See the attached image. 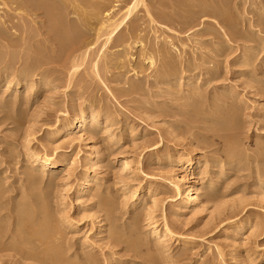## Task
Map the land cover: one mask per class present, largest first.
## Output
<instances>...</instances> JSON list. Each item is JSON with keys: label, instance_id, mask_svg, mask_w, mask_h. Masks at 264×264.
I'll return each instance as SVG.
<instances>
[{"label": "rangeland", "instance_id": "rangeland-1", "mask_svg": "<svg viewBox=\"0 0 264 264\" xmlns=\"http://www.w3.org/2000/svg\"><path fill=\"white\" fill-rule=\"evenodd\" d=\"M66 1L69 5L82 0ZM87 1L88 5L82 8L91 19L84 26L79 21L72 22V15L70 18H49L44 11L35 10L18 16L12 12L14 5H8L10 10L3 7L5 13L10 12L5 14L3 21L0 20V190L4 189L0 191V197L5 194L0 198V206L3 203L0 226L4 229L0 228V235H6L4 238L3 234L0 244L4 241L3 244H7L3 245L5 249L2 246L3 251L0 250V264H70L71 261L73 264H264V162L261 161L264 160V26L255 23L257 26L254 27L250 21H257L261 16L264 19V7H260L264 6V0H223L228 4L222 1L224 8L229 9L225 8L228 14L223 17L226 19L221 18L228 20L229 16L228 21L236 20L238 35L226 29L222 19L209 16L210 12H206L209 10L203 9V4L214 3V6L216 0H177L178 3L176 0H143V4L137 6L116 30L115 43L101 52V39L100 46L95 44V48L93 45L82 61L76 58L81 52H77L76 47L85 39L93 40L91 34L99 29L101 21L106 25L108 19L121 20L124 11L135 0ZM93 2L100 4L101 12L96 10L99 16L93 10ZM28 5L26 7H33V4ZM198 6L202 12L199 9L198 12ZM56 7L62 11L59 4ZM188 19L193 23H188ZM57 27L61 35L70 38L69 44L55 40ZM162 45L171 53L169 58L177 77L174 74L164 78L161 58L155 53ZM169 46L174 50L171 51ZM149 47L156 48L151 51ZM150 53L155 66L146 60ZM246 56L250 62L245 61ZM96 62L99 74L94 68ZM28 66L37 72L27 73ZM210 70L211 74H207ZM24 71L29 82H21L20 75ZM46 81L48 85L44 84ZM194 92L197 93L195 97ZM79 109L81 112L101 111L97 113V132L93 130V133L92 128L87 127L78 132L81 136L78 135V143L71 137L64 138L62 143L53 142L54 124L58 120L63 125L71 123ZM65 114L72 118H63ZM14 116L21 118L20 125L9 118ZM225 120L230 123H224ZM55 145L61 147L57 157L72 159L73 164L43 175L37 165L31 164L28 151L52 156ZM227 148L231 149L232 157L224 154ZM89 157L95 158L93 164H89ZM86 171L95 179L88 183L86 194L75 205V189ZM177 178L184 180L185 189L192 185L200 194L205 192L202 189L208 185L206 183H212L209 192L215 195L214 198L211 196L210 202L203 203L205 195H202L193 208L184 212L179 207V200L173 198ZM260 179L262 182L257 181ZM99 194L110 196L107 197L109 200L115 197L117 211L113 208L115 211H108L110 215L103 211L101 202L105 199L101 200ZM32 197L42 202L37 204ZM28 198L32 199L26 204ZM20 203L27 205L28 211L35 210L38 221L45 215L42 218L45 223L60 230L59 233L52 226L49 229L44 220L39 221L48 226L46 242L52 243L55 238L57 243L60 242L61 246L55 241L52 245L63 249L62 252L57 250L59 257L63 255L64 263L55 259L50 245L41 244L45 240L33 238L38 236L35 228L36 225L39 227V222L33 214L31 216V211L26 212V208L24 214L29 216L25 219ZM39 206L46 209L47 215ZM38 208L42 217L38 216ZM113 212H116L115 216ZM153 222L158 230L163 231L164 225L169 227L171 234L167 240L163 235L151 234ZM240 222L248 226L242 235H237L235 229ZM111 223L122 227H119L121 232H127H120L125 238H114L115 226ZM51 229L61 234L54 232L61 239L52 236ZM34 239H38L37 244ZM134 239L137 243L142 242L139 243L141 250L136 251L139 255L128 249L127 242ZM116 240L126 242L119 244ZM23 242L29 246L21 251L17 247H23ZM33 247L37 251L34 252Z\"/></svg>", "mask_w": 264, "mask_h": 264}, {"label": "bare ground", "instance_id": "bare-ground-1", "mask_svg": "<svg viewBox=\"0 0 264 264\" xmlns=\"http://www.w3.org/2000/svg\"><path fill=\"white\" fill-rule=\"evenodd\" d=\"M74 1V0H73ZM90 1V0H89ZM103 1V0H102ZM105 1H107V0H105ZM179 1V0H178ZM181 1V0H180ZM196 1V0H195ZM198 1V0H197ZM207 2H209V0H206ZM212 1V0H211ZM218 1H221V5H219V3L217 4L216 2H217V0H216V2H215V0H214V2H215V7L214 6H212L211 4L209 5V4H207V3H205V4H203L202 5V7H203V9H207V10H209V11H206L207 13H209V16L212 14L213 16H215V17H217V18H220V19H222L223 20V23H222V21H221V23L222 24H225L226 25V29H228L233 35H238L239 34V28H237L238 26L235 24V22H236V20H234V16L232 17L233 18V20L235 21V22H233L232 20L231 21H228L229 20V16H228V20H225L226 18V16L225 17H223L224 15H225V13H227L226 11V9L225 8H228L229 9V7H225L224 8V4L225 3H222V1L223 0H218ZM226 1H228V0H226ZM226 1H223V2H226ZM65 2H67L66 0H0V20H2L3 21V18H4V16H5V14H9V12L7 11L6 13L4 12V9H3V7H6L7 9H8V5L10 4V5H14L15 7L12 9V12H13V14H16V15H21V14H25V12H31V11H35V10H42V11H44L45 13V15H46V17H49V18H59V16H64L65 18H67L68 16H69V18H70V16L71 17H74V18H72L73 20H72V22L74 21V23L77 21H79L80 23H81V26L83 25H87V22H89L88 20L89 19H91V18H88L89 17V13H85L84 12V8H82L83 6H85V5H88V1L87 0H82V1H74V2H72V3H70L69 5L67 4H65ZM104 2V1H103ZM143 0H135L134 1V3H132V5L131 6H129L124 12H125V15H124V17L121 19V20H119V21H117V20H114V19H108L105 23H107L106 25H104V23H99V24H101V26L99 27V29L97 30V31H95L94 30V32L91 34L92 35V37H93V40L91 41V40H88V39H85L83 42H81L80 43V45L79 46H77L76 48L77 49H75V50H77V52H79V51H81L80 52V55H76L75 53V55H76V58H80L82 61H84V59H86L87 58V56H88V54H90L89 53V50L92 48V46L94 45V47H95V44H98L99 43V41L101 42V39H103V43H101L102 45H101V48H102V50H101V52L103 51V49L105 48V47H107V46H109V45H113L115 42L113 41V38L115 37V32H116V30L118 29V28H120L123 24H124V22L126 21V19L128 18V17H130L132 14H133V11L136 9V7L137 6H139L140 4H143ZM176 2H177V0H176ZM175 2V3H176ZM183 2V1H182ZM187 2H189V1H187ZM213 2V1H212ZM79 5H78V4ZM178 3V2H177ZM176 3V4H177ZM183 3H185V1L183 2ZM192 3V2H191ZM195 3H197V2H195ZM227 3V2H226ZM229 3V2H228ZM227 3V4H228ZM262 3V2H261ZM27 4H33V7H26V5ZM58 4H59V6L62 8V11H59V10H57V8L58 7H56V6H58ZM104 4V3H103ZM106 4V3H105ZM28 5V6H29ZM100 4L99 3H94L93 2V4H92V6H93V10H97V11H99V12H101L100 11V6H99ZM146 5V4H145ZM178 5H180V4H178ZM185 5V4H184ZM184 5H182V6H184ZM188 5V4H187ZM191 5H193V4H191ZM147 6V5H146ZM188 6H190V5H188ZM187 6V7H188ZM227 6V5H226ZM229 6V5H228ZM257 6H258V4H257ZM260 6V5H259ZM87 7V6H86ZM86 7H85V9H86ZM103 7H105V6H103ZM108 7V6H107ZM180 7H181V5H180ZM260 7H264V6H260ZM259 7V8H260ZM88 8H90V7H88ZM194 8V7H193ZM258 8V7H257ZM6 9V10H7ZM11 9V8H10ZM10 9H8V10H10ZM59 9V8H58ZM91 9H92V7H91ZM103 9V8H102ZM199 9V6L197 7V10ZM201 9V8H200ZM199 9V10H200ZM88 10V9H87ZM182 10V9H181ZM199 10H198V12H199ZM226 10V11H225ZM258 10V9H257ZM97 11L95 12L96 14H97ZM196 11V10H195ZM201 12H202V10H200ZM229 11V10H228ZM254 11H256V10H254ZM263 10H261V12H262ZM88 12V11H87ZM93 13H94V11H92ZM201 12H200V15H201ZM102 13H103V11H102ZM147 13H148V11H147ZM150 13H151V11H150ZM207 13H204V15L205 14H207ZM229 13H230V15H231V12L229 11ZM264 12H262V14H263ZM99 14V13H98ZM96 15V16H99V15ZM124 14V13H123ZM193 14V13H192ZM228 14V13H227ZM226 14V15H227ZM93 15V14H92ZM148 15H149V13H148ZM177 15V14H176ZM199 15V13L197 14V16H200ZM13 16V15H12ZM93 16H95V14L93 15ZM92 16V17H93ZM157 16V15H156ZM197 16H196V18H197ZM203 16V15H202ZM212 16V17H213ZM261 16V15H260ZM159 17V19H160V15L158 16ZM192 17V16H191ZM201 17V16H200ZM214 17V18H215ZM221 17H223V18H225V19H223V18H221ZM57 18V19H58ZM63 18V17H62ZM64 18V19H65ZM94 18H97V17H94ZM99 18V17H98ZM149 18H151L150 16H149ZM165 18V17H164ZM171 17H169V19H170ZM196 18H195V20H196ZM216 18V19H217ZM101 19V18H100ZM172 19V18H171ZM171 19H170V21H171ZM177 19V18H176ZM181 19V18H180ZM192 19V18H191ZM52 20V19H51ZM151 20H153L152 18H151ZM166 20V19H165ZM182 20V19H181ZM186 20V19H185ZM189 20V21H188ZM187 21H188V23L189 22H191L192 21V23H193V20H190V19H188ZM250 20V19H249ZM169 21V22H170ZM250 21H252V26H257V25H254L255 23H260L261 25H263L264 26V19L262 18V16L261 17H259L258 19H257V21L256 20H250ZM249 21V22H250ZM58 22V21H57ZM65 22V21H64ZM71 22V21H70ZM78 22V23H79ZM91 22H92V20H91ZM90 22V23H91ZM96 22V21H95ZM154 22V21H153ZM152 22V23H153ZM168 22V21H167ZM182 22H183V20H182ZM225 22V23H224ZM13 23V22H12ZM151 23V22H150ZM166 23V22H165ZM172 23H174L173 21H172ZM184 23V22H183ZM186 23V22H185ZM184 23V24H185ZM239 23V22H238ZM251 23V22H250ZM3 24V23H2ZM61 24V23H60ZM70 24V23H69ZM177 24V23H176ZM180 24H182L181 23V21H180ZM75 25V24H74ZM80 25V24H79ZM98 25V24H97ZM183 25V24H182ZM251 25V24H250ZM65 26V25H64ZM70 26V25H69ZM75 26H78V24H76ZM12 27V26H11ZM55 27V26H54ZM73 26H71L70 27V29L72 28ZM86 27H88V26H86ZM52 28V27H51ZM77 28V27H76ZM79 28V27H78ZM85 28V27H84ZM53 29V28H52ZM59 29V27H57V29H56V33L57 34H55V37H56V39L55 40H57V42L59 41V43L61 44L62 42H67V41H71L70 40V38L69 39H67V36H63V35H61L58 31ZM69 29V30H70ZM73 29H75V28H73ZM80 29L82 30V28L80 27ZM63 30V29H62ZM65 30V29H64ZM80 30V31H81ZM2 31V30H1ZM76 31V30H75ZM78 31H79V29H78ZM51 32V31H50ZM63 32V31H62ZM68 32V31H67ZM54 33V32H53ZM52 33V34H53ZM82 33H84L83 31H82ZM51 34V33H50ZM74 34V33H73ZM72 34V35H73ZM80 33H78V35H79ZM85 35H87V34H85ZM54 36V35H53ZM230 36V35H229ZM73 37V36H72ZM74 37H77L76 36V34H75V36ZM249 38V37H248ZM72 39V38H71ZM247 39V38H246ZM250 39V38H249ZM258 39V38H257ZM262 39V38H261ZM251 40V39H250ZM164 41V40H163ZM228 41V40H227ZM168 42V41H167ZM250 42V41H249ZM68 43V42H67ZM66 43V44H67ZM165 43V42H164ZM69 44V43H68ZM163 44V43H162ZM64 45V44H63ZM99 45V44H98ZM124 44H122V46H123ZM168 45V44H167ZM167 45H165V46H167ZM67 46V45H66ZM100 46V45H99ZM129 46V45H128ZM159 46H161V45H159ZM163 46V45H162ZM256 46V45H255ZM112 47V46H111ZM118 47V46H117ZM170 47V50H171V46H169ZM168 47V48H169ZM96 48V47H95ZM99 48V47H98ZM146 48V47H145ZM148 48V47H147ZM150 48V47H149ZM154 48H156V47H154ZM153 48V49H154ZM173 48H175L174 47V45H173ZM243 48V47H242ZM251 48H252V46H251ZM128 49V48H127ZM153 49H151L150 48V50L151 51H153ZM244 50L245 49H247V48H243ZM249 49V48H248ZM82 50H83V52H82ZM93 50V49H92ZM147 50H149V49H147ZM155 50V49H154ZM172 50H174V49H172ZM171 50V51H172ZM250 50V49H249ZM251 50H253V49H251ZM250 50V51H251ZM129 51V50H128ZM127 51V52H128ZM141 51H143V50H141ZM245 51H247V50H245ZM262 51H263V49H262ZM123 52V51H122ZM176 52V51H175ZM249 52V51H248ZM253 51H251V53H252ZM92 53V52H91ZM96 53V52H95ZM111 53V52H110ZM142 53V52H141ZM146 53V52H145ZM152 53V52H151ZM149 54V56H146V60L149 62V64H151V65H154V58H153V56H152V54ZM155 53L156 54H159V58H161L160 59V64H161V68H163V69H161V70H163L162 72L165 74V75H168V77H166L165 75H164V78H169V77H173L174 76V74H176V70L173 68V62H172V59H170L169 57H170V55H171V53H169L165 48H164V46L162 47V48H160L157 52L155 51ZM245 53V52H244ZM247 53V52H246ZM108 54V53H107ZM118 54H120V53H118ZM122 54V53H121ZM144 54V53H143ZM242 54V53H241ZM103 55H104V53H103ZM111 55V54H110ZM125 55V54H124ZM123 55V56H124ZM145 55H147V54H145ZM154 55V54H153ZM169 55V56H168ZM173 55H175V53L173 54ZM244 55H246V54H244ZM252 55V54H251ZM250 54H249V56H251ZM254 55V54H253ZM259 54H257V56H258ZM91 56V55H90ZM112 56V55H111ZM118 56V55H117ZM141 56H143V55H141ZM176 56V55H175ZM98 57V56H97ZM121 57V56H120ZM131 57H132V55H131ZM172 57V56H171ZM247 57V56H246ZM89 58V57H88ZM95 58H96V56H95ZM99 58H100V56H99ZM126 58H128V57H126ZM159 58H158V61H159ZM249 57H247L246 58V62L249 60L248 59ZM254 58V57H253ZM255 58H256V56H255ZM103 59H104V57H103ZM119 59H121V58H118V60ZM145 59V58H144ZM251 59V58H250ZM100 60H101V58H100ZM122 60V59H121ZM141 60V59H140ZM155 60H157V59H155ZM175 60V59H174ZM253 60V59H252ZM255 60V59H254ZM253 60V61H254ZM129 61V60H128ZM157 61V62H158ZM185 61H187L188 62V60H185ZM130 62V61H129ZM176 62V61H175ZM248 62H250V61H248ZM75 63V62H74ZM156 63V62H155ZM178 63V62H177ZM251 63H252V61H251ZM35 64V63H34ZM104 64L106 65V63L104 62ZM159 64V65H160ZM182 64V63H181ZM187 64H189V63H187ZM196 64V63H195ZM244 64V63H243ZM250 64V63H249ZM254 64V63H253ZM36 65V64H35ZM245 65V64H244ZM258 65V64H257ZM32 66V65H31ZM30 66V67H31ZM38 66V65H37ZM155 66V65H154ZM178 66V65H177ZM193 66V65H192ZM198 66V65H197ZM248 67H249V65H247ZM251 66V65H250ZM29 67V66H28ZM30 67L29 68H26V69H28V70H26L27 71V73L29 72L30 74H33L32 72L33 71H35L36 69H30ZM77 66L75 65V68H76ZM80 66H78V68H79ZM159 67V66H158ZM175 67V66H174ZM260 67V66H259ZM258 67V68H259ZM94 68H95V70H97L96 68H97V62L94 64ZM93 68V69H94ZM157 68V67H156ZM173 68V69H172ZM179 68V67H178ZM189 68V67H188ZM197 68V67H196ZM195 68V69H196ZM37 69H38V67H37ZM160 69V68H159ZM205 69H207V68H205ZM74 69H72V71H73ZM178 70V69H177ZM179 70H180V68H179ZM182 70V69H181ZM184 70V69H183ZM208 70V69H207ZM249 70V69H248ZM255 70V69H254ZM1 71V70H0ZM21 72H22V70H20ZM76 71V70H75ZM203 71H206V70H203ZM249 71H251V69L249 70ZM36 72H37V70H36ZM35 72V73H36ZM96 72V71H95ZM99 71L97 70V73H98ZM157 72V71H156ZM182 72V71H181ZM189 72V71H188ZM192 72V71H191ZM199 72V71H198ZM244 72V71H243ZM252 72V71H251ZM261 72V71H260ZM74 73V72H73ZM201 73V72H200ZM203 73V72H202ZM213 73V72H212ZM253 73H255L254 71H253ZM1 74V73H0ZM22 75H20L21 77H22V81L21 82H27L28 80V77H27V75H25V71L23 72V73H21ZM44 74V73H43ZM42 74V75H43ZM99 74V73H98ZM97 74V75H98ZM179 74V76H180V72L178 73ZM207 74H211V70H210V73H208L207 72ZM260 74V73H259ZM14 75H16L15 73H14ZM36 75H38V74H36ZM157 75V74H156ZM160 75V74H159ZM159 75H158V77H159ZM181 75H182V73H181ZM188 75V74H187ZM191 75V74H190ZM197 75V74H196ZM206 74H204V76H205ZM215 75V74H214ZM252 74H250V76H251ZM264 75V74H263ZM12 76V75H11ZM29 76V75H28ZM33 76V75H32ZM45 76H46V74H45ZM99 76V75H98ZM178 76V77H179ZM201 76V75H200ZM199 76V77H200ZM203 76V75H202ZM15 77V76H14ZM30 77V76H29ZM163 77V76H162ZM176 77H177V74H176ZM181 77V76H180ZM208 77H211V76H208ZM13 78V77H12ZM19 78V77H18ZM42 78V77H41ZM156 78V77H155ZM160 78V77H159ZM186 78H188V76L186 77ZM16 79V78H15ZM21 79V78H20ZM162 79V78H161ZM161 79H160V81H161ZM180 79H182V78H180ZM190 79H191V77H190ZM264 79V78H263ZM32 80V79H31ZM46 80H47V77H46ZM208 80V79H207ZM20 81V80H19ZM45 81V80H44ZM47 81H49V80H47ZM47 81L46 82H44V84H46L47 83ZM162 81H163V79H162ZM171 81V80H170ZM15 82V81H14ZM29 82V81H28ZM165 82V81H164ZM169 82V81H168ZM181 82V81H180ZM209 82V81H208ZM13 83V82H12ZM31 83H33V81L31 82ZM30 83V84H31ZM35 83V82H34ZM41 83V82H40ZM173 83V82H172ZM29 84V85H30ZM43 84V85H44ZM197 84V83H196ZM204 84H206L205 82H204ZM11 85V84H10ZM19 85V84H18ZM41 85V84H40ZM46 85H48V84H46ZM199 86H201V84H198ZM207 85V84H206ZM205 85V86H206ZM33 87V86H32ZM35 87V86H34ZM36 87H38V86H36ZM136 88H137V86H135ZM133 88V87H132ZM167 88V87H166ZM183 88V87H182ZM168 89V88H167ZM29 90V89H28ZM32 90V89H31ZM135 90V89H134ZM194 90V89H193ZM229 90V89H228ZM188 92V91H187ZM199 91L197 90V93H198ZM192 93H193V91H192ZM195 93V92H194ZM197 93H195V94H193V96L195 97V95H197ZM29 95H32V93H30ZM189 96H192V95H189ZM199 97H201V96H199ZM197 99V98H196ZM199 99V98H198ZM193 100H194V98H193ZM90 105H91V103H90ZM195 105V104H194ZM89 106V105H88ZM193 106V105H192ZM191 106V107H192ZM224 106V105H223ZM86 107V106H85ZM91 107V106H90ZM226 108V107H225ZM92 109V108H91ZM96 110V109H95ZM93 111V110H90L89 112H81L80 111V109H79V113H77L76 115H74L75 117H74V119L71 121V123H69V124H61V122L58 120L57 122H56V125L54 124V126L56 127V130L53 132V135H51L52 137H51V140L53 141V142H60L61 140H64V138H68V137H71L72 139H74L75 140V142H79V139H80V135L78 134V132H80V130H87V127L88 128H92V131L93 130H95V133L97 132L96 130V128L98 127L97 125H98V114L101 112V111H99V113H98V110H97V113H96V111ZM237 111V110H236ZM218 112V111H217ZM224 111H222V113H223ZM238 112V111H237ZM227 113H229V110L227 111ZM231 113H233L232 112V110H231ZM230 113V114H231ZM14 115V114H13ZM17 115V114H16ZM20 115V114H19ZM19 115H17V116H19ZM218 115H220V114H218ZM233 115V114H232ZM11 116V115H10ZM9 117V118H11V119H13L14 120V122H16L17 124L19 123V121H21V118L20 117ZM227 116V115H226ZM225 116V118H226V120H227V118H228V116L226 117ZM234 116V115H233ZM21 117H22V115H21ZM223 117H224V115H223ZM222 117V118H223ZM230 117V116H229ZM23 118V117H22ZM63 118H67V119H71L72 117L71 116H68L67 114H65V117H63ZM224 118V119H225ZM233 118H235V117H233ZM62 119V118H61ZM230 119V118H229ZM232 119V118H231ZM4 120V119H3ZM216 120V119H215ZM215 120H214V122H215ZM219 120H221V119H219ZM223 120V119H222ZM225 120V122L224 123H226L227 122V124H229L228 123V121H226ZM2 121V120H1ZM63 122H64V119L62 120ZM230 121V120H229ZM236 121V120H235ZM13 122V121H12ZM218 122V121H217ZM217 122H215V123H217ZM221 122V121H220ZM15 123V124H16ZM21 123H19V125H20ZM220 124V123H219ZM232 124V123H231ZM227 126V125H226ZM225 126V127H226ZM229 127V126H228ZM227 127V128H228ZM90 131H91V129H89ZM91 131V132H92ZM104 131V130H103ZM84 132V131H83ZM85 132H87V131H85ZM88 133V132H87ZM90 133V132H89ZM93 133H94V131H93ZM93 133H92V135H93ZM25 134H27V133H25ZM80 137H79V136ZM102 135H103V133H102ZM105 135V134H104ZM29 137V136H28ZM114 138V137H113ZM112 138V139H113ZM91 139V138H90ZM115 139V138H114ZM26 141V140H25ZM81 141V140H80ZM113 141V140H112ZM65 142V141H64ZM71 142H72V140H71ZM82 142V141H81ZM60 143H62V141L60 142ZM68 143V142H67ZM66 143V144H67ZM73 143V142H72ZM58 144V143H57ZM65 147V146H64ZM228 147H229V144H228ZM25 148H28V147H25ZM72 148V147H71ZM60 150H61V147H59V146H54V148H53V151H54V154H52V156H48V155H39V154H37L36 152H33V151H28V157H29V159L31 160V164H33L34 166H36L37 165V167H38V169H39V171L40 172H42V174L43 175H45V174H47V173H50V172H52L54 169H57V168H60V167H64V166H70L71 164H73V162H72V159H62V160H60L57 156L60 154ZM224 150V149H223ZM229 150H231V149H225V153L224 154H226V156H229V157H232V153H231V151H229ZM36 151V150H35ZM96 153V152H95ZM92 154V153H91ZM222 154V153H221ZM95 155V154H94ZM98 156V155H97ZM262 156V155H261ZM62 157V156H61ZM236 157V156H235ZM256 157H258V156H256ZM260 157V156H259ZM258 157V158H259ZM253 158H255V157H253ZM263 158V157H262ZM94 157H89L88 158V161H89V164L91 163V164H93L94 162ZM232 159V158H231ZM233 159H234V157H233ZM257 159V158H256ZM230 160V159H229ZM246 160V159H245ZM255 160V159H254ZM217 161V160H216ZM235 161H237V160H235ZM261 161H263L264 162V160H261ZM28 162V161H27ZM188 162V161H187ZM229 162V161H228ZM231 162V161H230ZM229 162V163H230ZM239 162V161H238ZM29 163V162H28ZM255 163V162H254ZM125 164H127V163H125ZM188 165V164H187ZM190 165V164H189ZM200 165V164H199ZM229 165V164H228ZM256 165V164H255ZM257 165H258V162H257ZM264 165V164H263ZM87 166V165H86ZM123 167H125V166H123ZM230 167H231V165H230ZM238 167V166H237ZM221 168V167H220ZM223 168V167H222ZM27 170H29V169H27ZM88 170V169H87ZM33 171V170H32ZM29 172V171H28ZM264 172V171H263ZM30 173V172H29ZM200 174V173H199ZM259 174V173H258ZM264 174V173H263ZM32 175H33V173H32ZM41 175V174H40ZM69 175V174H68ZM30 176H31V174H30ZM37 176H38V174H37ZM5 177V176H4ZM31 177H33V176H31ZM35 177H36V174H35ZM34 177V178H35ZM38 177H40V176H38ZM256 177H260V176H256ZM37 178V177H36ZM35 178V179H36ZM95 179V176H90V174H88V172L86 171V172H84L83 174H82V177H81V181H80V183H79V185L77 186V188L75 189V205H78V203L80 202L79 201V199H80V197L81 196H84L85 194H86V192H87V185H88V183L89 182H91V181H93ZM41 180H42V178H41ZM26 181V180H25ZM44 181V180H43ZM257 181H261V179L260 180H257ZM35 182H36V180H35ZM34 182V183H35ZM262 182V181H261ZM263 182H264V180H263ZM32 183H33V181H32ZM33 183V184H34ZM98 183V182H97ZM210 183V182H209ZM209 183H206V184H208V185H204L203 186V189L202 190H204L205 192L204 193H202V194H200V193H198V189L196 190L194 187L195 186H192V185H188L187 187H186V189L184 188V180L182 179V178H177L176 179V181L174 182V200H179V207H180V209H182L184 212H187V211H189V209H191V208H193L196 204H197V201L199 200L198 199V197H202V195H205V197L202 199V201H203V203H205L204 201H208L209 200V198L212 196L213 198H214V196H213V194H212V192H209V190H210V188L211 187H213V186H211L210 187V185H212V183L211 184H209ZM264 184V183H263ZM77 185V184H76ZM101 185V184H100ZM0 186H2V183L0 184ZM94 186H96V185H94ZM3 187H4V185H3ZM1 188V187H0ZM4 189L2 188L0 191H3ZM97 190V189H96ZM208 190V191H207ZM28 192V191H27ZM201 192V191H200ZM203 192V191H202ZM5 193V192H4ZM41 193V192H40ZM97 193V192H96ZM95 193V194H96ZM43 194V196H44V192L42 193ZM41 194V195H42ZM183 194H185V197H182L183 196ZM5 195V194H4ZM4 195L2 194V196L4 197ZM38 195H40V194H38ZM97 195V194H96ZM96 195H95V197H96ZM109 195V194H108ZM0 196H1V194H0ZM32 196H34V195H32ZM93 196H94V194H93ZM99 196H100V194H99ZM125 196H127V195H125ZM124 196V197H125ZM2 197V198H3ZM31 197V196H30ZM35 197H37L36 196V194H35ZM34 197V198H35ZM39 197V196H38ZM42 197V196H41ZM108 196L106 195V197H102V195L100 196V198H101V200L104 198L105 200H102V202H101V207H102V210L103 211H109L110 213L112 212V210L113 211H115L116 209H118V207H116V208H114V205H115V197H114V200H113V198H112V200H109L108 198L110 197H108ZM113 197V196H112ZM123 197V198H124ZM131 197H133V195L131 196ZM1 198V197H0ZM1 198V199H2ZM33 198V197H32ZM32 198H30V200L32 199ZM33 198V200L35 201V199ZM43 198V197H42ZM107 198V199H106ZM129 198V197H128ZM0 199V200H1ZM15 199V198H14ZM38 199V198H37ZM36 199V200H37ZM41 199V198H40ZM44 199H45V197H44ZM82 199V198H81ZM111 199V198H110ZM24 200V199H23ZM29 200V198L26 200V204H27V201ZM30 200H29V202H30ZM32 200V203L34 202ZM47 202H48V200L47 199H45ZM131 200V199H130ZM38 201H41V200H37L36 201V203L38 202ZM211 200H209V202H210ZM28 202V203H29ZM42 202V201H41ZM71 202H72V200H71ZM74 202V201H73ZM24 203V202H23ZM23 203L21 204L22 206H23ZM114 203V204H113ZM155 203V202H154ZM5 204V203H4ZM18 204V203H17ZM25 204V203H24ZM30 204V203H29ZM38 204V203H37ZM43 204L44 203H42V206H43ZM70 204V203H69ZM72 204V203H71ZM123 204V203H122ZM143 204V203H142ZM20 205V206H21ZM31 205H35V204H31ZM41 205V204H40ZM65 205H67V204H65ZM118 205V204H117ZM116 205V206H117ZM135 205V204H134ZM3 206V203H2V205L0 206V207H2ZM17 206H19V205H17ZM21 206V207H22ZM26 206L27 205H24L23 207H22V209L20 210L21 212H23V213H21V214H24V210H25V208H26ZM36 206V205H35ZM34 206V207H35ZM123 206V205H122ZM20 207V208H21ZM28 207H31V206H28ZM100 207V208H101ZM127 207V206H126ZM15 208V207H14ZM13 208V209H14ZM18 208V207H17ZM39 208H41L40 206H39ZM38 208V212L42 209L43 210V207L41 208V209H39ZM44 208H45V206H44ZM115 210H114V209ZM29 209V208H28ZM28 209L26 208V212H29V211H31L32 213H31V216H32V214H33V216L35 217V215H37L36 214V211L35 210H29L28 211ZM30 209H32V207L30 208ZM46 209L48 210V208H47V203H46ZM46 209H44V210H46ZM96 209V208H95ZM16 210H18V209H16ZM15 210V211H16ZM44 210H43V212H44ZM92 210V209H91ZM181 210V211H182ZM100 211V210H99ZM117 211V210H116ZM0 212H1V210H0ZM12 212V211H11ZM13 212H14V210H13ZM12 212V213H13ZM18 212V211H17ZM42 212V215L44 214V213H46V215H47V212H44L43 213ZM101 212V211H100ZM109 212H108V214H109ZM30 213V212H29ZM116 213V212H115ZM114 212L112 213V215H114L115 214ZM18 214V213H17ZM48 214H49V212H48ZM15 215V214H14ZM103 215H104V213H103ZM106 215V214H105ZM110 215V214H109ZM19 216V215H18ZM24 218L26 219V216L28 217L29 215H28V213H27V215L26 214H24ZM30 216V217H31ZM39 217H42L41 216V211H40V213H39V215H38ZM45 216V215H44ZM43 216V217H44ZM115 216V215H114ZM2 217V216H1ZM21 217V219H24L22 216H20ZM20 217H19V220H20ZM42 217V218H43ZM64 217V216H63ZM67 217V216H66ZM66 217H65V219H66ZM107 217V216H106ZM113 217V216H112ZM118 217V216H117ZM149 217V216H148ZM3 218V220H4V216L2 217ZM6 218V217H5ZM36 218V217H35ZM41 218V220L39 219V221L41 222L42 220H44L43 222L45 223V218L44 219H42ZM110 218H111V216H110ZM138 218V217H137ZM11 219V218H10ZM29 219V218H28ZM62 219V218H61ZM116 218H114V220H115ZM136 219V218H135ZM18 220V221H19ZM36 220H37V218H36ZM36 220H35V223H36ZM112 220V219H111ZM118 220V219H117ZM137 221H138V219H136ZM28 221V220H27ZM27 221H26V223H27ZM29 221H30V219H29ZM38 221V220H37ZM38 221V222H39ZM116 221V220H115ZM136 221V222H137ZM21 222H23V221H21ZM24 222H25V220H24ZM23 222V223H24ZM39 222V223H40ZM63 222H65V220L63 221ZM0 223H3L1 220H0ZM38 223V228H37V225L36 224H34V225H36V233L38 234V236H34L33 238H41V239H43V240H45V242L43 243L42 241H41V244H44V245H50V247H52V251H51V253H52V255H54V257H55V259L57 260V261H62L63 263H64V261H63V258H62V260H61V257L63 256H60L59 257V255H60V250H61V252L63 251V249H60L59 247H58V245H60V244H58V243H60V242H56L55 240L57 239V238H55V243H57L58 245H56V247H58V248H56V247H54V244L52 245V243H54V241L51 243V241L50 242H46L47 240V237H48V231L47 230H49L50 228H51V226H50V224L47 222V223H45V224H47V225H49V229H46V227H48V226H46V225H44V224H42V223H40L39 224ZM71 223V222H70ZM132 223V222H131ZM112 224V223H111ZM118 224V223H117ZM168 224V223H167ZM232 224V223H231ZM19 225V228L20 229H22L21 227H20V224H18ZM24 225H25V223H24ZM71 225V224H70ZM109 225V224H108ZM113 225V224H112ZM133 225V224H132ZM26 226V225H25ZM111 226V225H110ZM113 226H115L114 228H115V232H114V234H113V232H111V234H113V235H115L114 236V238H116L117 236H119L118 238L120 239V236H122V234H120V232H121V229L120 228H122V227H118V225H117V227H116V225H113ZM131 226V225H130ZM247 224L246 223H243V222H240V223H238L237 224V227H236V229H235V231H236V233H237V235H242L243 234V232H244V230L247 228ZM3 227V226H2ZM23 227V226H22ZM29 227V226H28ZM31 227H32V223H31ZM65 227V226H64ZM127 227V226H126ZM148 227H149V225H148ZM151 227V231H152V233L151 232H149V234L151 233L153 236H159V237H161L162 235L165 237V239H166V237L167 236H169L171 233H170V229H169V227H167L166 225H164V229H163V231L162 230H158V226H157V224H155L154 222L152 223V226H150ZM0 228H1V226H0ZM5 228V227H4ZM52 228L54 229V227L52 226ZM55 228H56V226H55ZM114 228H111L112 229V231H114ZM131 228V227H130ZM132 228H134V226L132 227ZM131 228V229H132ZM3 228H1V230H2ZM30 229H32V228H30ZM53 229H51V230H53ZM4 230V229H3ZM50 230V231H51ZM54 230H56V229H54ZM52 231L53 232V235L52 236H55V234H54V232L55 233H58L60 230L59 229H57L56 231H58V232H56V231ZM123 230V229H122ZM226 230V229H225ZM228 230V229H227ZM19 231V230H18ZM32 231V230H31ZM34 231V230H33ZM124 231V230H123ZM122 231V232H123ZM121 232V233H122ZM227 232V231H226ZM225 232V233H226ZM33 233V232H32ZM60 233V232H59ZM58 233V234H59ZM124 233L126 234L127 232H125L124 231ZM4 234V233H3ZM3 234H2V236L0 235V239H1V237H4L3 236ZM7 234V233H6ZM118 234H120V235H118ZM5 235V234H4ZM8 235V234H7ZM25 236H26V234H24ZM33 235H34V233H33ZM59 235H61V234H59ZM59 235H57V236H59ZM24 236V237H25ZM31 236V235H30ZM51 236V237H52ZM57 236H55V237H57ZM11 237V236H10ZM9 237V238H10ZM20 237H22V236H20ZM125 238V235L124 236H122V238ZM4 238H6V235H5V237ZM59 238L61 239V237L59 236ZM3 239V238H2ZM1 239V240H2ZM24 239H27V236L24 238ZM51 238L49 237V239H48V241L50 240ZM52 239H54L53 237H52ZM59 239V240H60ZM111 239V238H110ZM132 239V238H131ZM58 240V241H59ZM112 240H113V238H112ZM120 240H122V239H120ZM120 240L118 241V240H116V241H118L119 242V244L120 243H122L123 242V244H124V241L126 242V240H128L129 241V239H126V240H124V241H121L120 242ZM135 240L136 239H134V241H130V242H127V243H129L128 245V247H130V248H128V249H130L131 251H133V252H135L136 253V251H139V249L141 250V244H139V243H142V242H139L138 240V242L139 243H137V242H135ZM167 240V239H166ZM4 241V240H3ZM20 241V240H19ZM24 241V240H23ZM36 241L38 242V239H36ZM35 241V239H34V243L36 242ZM61 241V240H60ZM141 241V240H140ZM145 241V240H144ZM5 242V241H4ZM3 242V243H4ZM22 242V241H21ZM37 242L35 243V244H37ZM115 242V241H114ZM160 242V241H159ZM2 242H1V246L0 247H2L4 244H3ZM6 243V242H5ZM25 243H26V240H25ZM40 243V242H39ZM47 243V244H46ZM145 243V242H144ZM22 244V246L23 247H20V245L17 247V249L18 248H20L19 250H21V248L23 249V248H25V246H29V243L28 244H24V242L23 243H21ZM24 244V245H23ZM34 244V245H35ZM147 244V243H146ZM165 244V243H164ZM12 245V244H11ZM33 245V244H32ZM39 245V244H38ZM127 245V244H126ZM143 246H144V244H142ZM163 245V244H162ZM4 246H7V244L6 245H4ZM3 246V247H4ZM61 246V245H60ZM142 246V247H143ZM3 247L0 249V250H2L3 249ZM10 247V246H9ZM13 247V246H12ZM11 247V248H12ZM36 247H37V245H36ZM35 247V248H36ZM48 247V246H47ZM50 247H48V249L50 248ZM89 247V246H88ZM28 247H26V250H29V249H27ZM30 248V247H29ZM34 247H33V249H35ZM44 248H46L45 246H44ZM44 248H43V254L45 253L44 252ZM145 248V247H144ZM143 248V249H144ZM4 249H5V247H4ZM14 249H16L15 247H14ZM40 249H41V247H40ZM57 249H59V252H58V250ZM50 250V249H49ZM3 251V250H2ZM22 251V250H21ZM24 251V250H23ZM34 252L35 251H37L36 249L35 250H33ZM145 251H147L146 249H145ZM17 252V251H16ZM19 252V251H18ZM17 252V253H18ZM26 252V251H25ZM25 252H22V253H25ZM28 252V251H27ZM26 252V254H29V253H27ZM130 252V251H129ZM141 252V251H140ZM20 255H21V253H19ZM137 255H139V253H136ZM25 255V254H24ZM31 255H32V253H31ZM40 255V254H39ZM38 255V256H39ZM45 255V254H44ZM86 255V254H85ZM88 255V254H87ZM22 256H23V254H22ZM24 257V256H23ZM26 257H28V255H26ZM30 257V256H29ZM33 258H34V255L32 256ZM45 257V256H44ZM53 257V256H52ZM53 257V258H54ZM90 257V256H89ZM88 257V258H89ZM94 257V256H93ZM93 257H92V259H93ZM45 258H47V256L45 257ZM60 258V259H59ZM110 258V257H109ZM34 259H36V258H34ZM91 259V258H90ZM49 260V259H48ZM47 260V261H48ZM88 260V259H87ZM97 260V259H96ZM50 261V260H49ZM52 261V260H51ZM85 261H86V259H85ZM89 261V260H88ZM87 261V262H88ZM92 261V260H91ZM90 261V262H91ZM53 262V261H52ZM65 262H67V260H65ZM70 261H68V263H69ZM90 262H88V263H90ZM95 262V261H94ZM51 263V262H50ZM73 263H74V261H73ZM72 263V261H71V263L70 264H73ZM78 263V262H77ZM92 263V262H91ZM54 264H56V263H54ZM59 264H61V263H59ZM65 264H67V263H65ZM76 264V263H75ZM79 264H81L80 262H79ZM85 264H87L86 262H85ZM92 264H95V263H92Z\"/></svg>", "mask_w": 264, "mask_h": 264}]
</instances>
